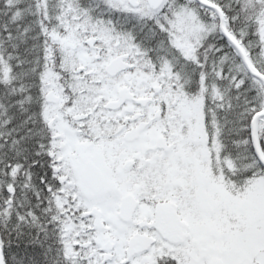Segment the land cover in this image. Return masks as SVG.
<instances>
[{
    "label": "snow or ice",
    "instance_id": "1",
    "mask_svg": "<svg viewBox=\"0 0 264 264\" xmlns=\"http://www.w3.org/2000/svg\"><path fill=\"white\" fill-rule=\"evenodd\" d=\"M0 264H264V0H0Z\"/></svg>",
    "mask_w": 264,
    "mask_h": 264
}]
</instances>
